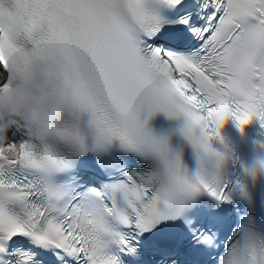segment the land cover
<instances>
[{"label": "snow or ice", "instance_id": "snow-or-ice-1", "mask_svg": "<svg viewBox=\"0 0 264 264\" xmlns=\"http://www.w3.org/2000/svg\"><path fill=\"white\" fill-rule=\"evenodd\" d=\"M41 64L78 100L0 139V264H264V159L217 143L264 125V0H0V90Z\"/></svg>", "mask_w": 264, "mask_h": 264}, {"label": "clouds", "instance_id": "clouds-1", "mask_svg": "<svg viewBox=\"0 0 264 264\" xmlns=\"http://www.w3.org/2000/svg\"><path fill=\"white\" fill-rule=\"evenodd\" d=\"M79 90L74 83L41 64L34 72L19 74L0 90V128L6 131L23 126L39 140L51 139L69 116L77 102Z\"/></svg>", "mask_w": 264, "mask_h": 264}]
</instances>
